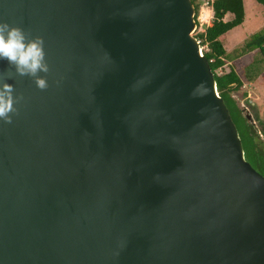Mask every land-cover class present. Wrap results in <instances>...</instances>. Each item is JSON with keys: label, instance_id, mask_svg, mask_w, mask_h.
<instances>
[{"label": "water", "instance_id": "obj_1", "mask_svg": "<svg viewBox=\"0 0 264 264\" xmlns=\"http://www.w3.org/2000/svg\"><path fill=\"white\" fill-rule=\"evenodd\" d=\"M0 21L51 68L41 91L0 60L24 97L0 121V264H264V175L193 0H0Z\"/></svg>", "mask_w": 264, "mask_h": 264}, {"label": "trees", "instance_id": "obj_2", "mask_svg": "<svg viewBox=\"0 0 264 264\" xmlns=\"http://www.w3.org/2000/svg\"><path fill=\"white\" fill-rule=\"evenodd\" d=\"M204 1H209L208 3L213 7L214 17L212 24L204 25V31H199L197 36L201 40L202 46L207 45L209 47L206 56L215 72L218 91L226 101L233 120L238 127L245 147L246 158L264 175V143L261 141L256 126L249 123L248 118L242 112L243 110L232 96L234 91L240 89L243 80L235 65L227 62L228 51L220 39L222 35L244 22V0H193L196 7L198 25L200 7ZM257 1L264 6V0ZM226 16L229 19L226 20ZM255 49H259L264 60V28L259 32L253 33L239 53ZM219 69H221L220 73L218 72Z\"/></svg>", "mask_w": 264, "mask_h": 264}, {"label": "clouds", "instance_id": "obj_3", "mask_svg": "<svg viewBox=\"0 0 264 264\" xmlns=\"http://www.w3.org/2000/svg\"><path fill=\"white\" fill-rule=\"evenodd\" d=\"M204 3L211 6L207 1H204ZM203 24L199 18V25L193 34L197 37L200 44L201 40L198 38L197 33L204 31ZM208 50L209 47L207 45L202 46V51L205 55ZM0 60L6 61L9 68L15 70V75L32 79L37 89L46 91L50 87L48 75L51 72V68L42 36H32L30 32L25 31L20 26L0 21ZM40 73H44V75L41 76L39 75ZM11 78V76L8 77V79ZM59 83L60 81L57 80L56 84L59 85ZM206 94L207 88L202 82L193 89L191 96L196 99L202 98ZM23 99L22 95L16 94L13 84L3 82L0 85V121L6 124L13 123V117L19 114V105ZM256 128L258 129L257 126ZM258 132L262 137V132Z\"/></svg>", "mask_w": 264, "mask_h": 264}, {"label": "rangeland", "instance_id": "obj_4", "mask_svg": "<svg viewBox=\"0 0 264 264\" xmlns=\"http://www.w3.org/2000/svg\"><path fill=\"white\" fill-rule=\"evenodd\" d=\"M244 4L246 9V21L228 31V33L222 37L223 44L225 43V45H227V49L231 51L230 54L234 53L235 50L232 46L238 48L240 43L244 45L254 32L258 30L260 31L264 28L263 4H258L257 0H245ZM206 5V3L201 5L199 18L204 23L203 25H207V23L210 25L212 24L214 16L210 14V12L209 17L203 16L202 12L205 10L208 11V8H210V6L207 5V7ZM231 17L233 18V16ZM225 19H229L228 16H226ZM244 66V60L239 62L238 67L240 68V75L243 78V84L240 89L234 91L232 95L242 108L243 114L246 115L248 111L252 116L249 123L254 126L256 125L258 127V131L262 132L263 137L260 136V138L264 143V61L262 55L259 53L249 66L248 72L249 77H251L250 79L245 73ZM218 72L220 73L221 69H219Z\"/></svg>", "mask_w": 264, "mask_h": 264}, {"label": "crops", "instance_id": "obj_5", "mask_svg": "<svg viewBox=\"0 0 264 264\" xmlns=\"http://www.w3.org/2000/svg\"><path fill=\"white\" fill-rule=\"evenodd\" d=\"M244 2H245V0H244ZM260 2H258V4H259ZM244 9H245V4H244ZM208 11L210 12V14H212L213 16H214V9H213V7L212 6H210V8H208ZM203 13V12H202ZM206 15V14H205ZM246 21V9H245V19H244V22ZM243 22V23H244ZM242 23V24H243ZM207 24H209V23H207ZM263 28V27H262ZM259 31V30H258ZM258 31H256V32H258ZM256 32H254V33H256ZM228 33V32H227ZM226 33V34H227ZM226 34H224V35H222L221 37H220V39H221V41H223L222 40V37L223 36H225ZM224 46L226 47V49H227V45H225V43H224ZM244 45L242 44V43H240L239 44V47L238 48H236L235 46H232L233 48H235V50H234V53H232V54H230V52L231 51H229L228 49H227V51H228V56H227V62L228 63H230V64H234L235 65V68H236V70L238 71V73L240 74V68L238 67V65H239V62H241L242 60H244L245 61V66H244V70H245V73H246V75L248 76V78L250 79L251 77H249V72H248V69H249V66L252 64V61L254 60V58L255 57H257L258 56V54L260 53V51H259V49H255V50H253V51H249V52H242V53H239L241 50H242V47H243ZM239 50V51H238ZM236 52V53H235ZM248 54H252V55H248ZM261 54V53H260ZM263 58V57H262ZM264 61V60H263ZM241 76V75H240ZM242 78V77H241ZM257 79V78H256ZM258 79H260V78H258ZM242 80H243V78H242Z\"/></svg>", "mask_w": 264, "mask_h": 264}, {"label": "flooded vegetation", "instance_id": "obj_6", "mask_svg": "<svg viewBox=\"0 0 264 264\" xmlns=\"http://www.w3.org/2000/svg\"><path fill=\"white\" fill-rule=\"evenodd\" d=\"M233 96V95H232ZM236 100V99H235ZM237 101V100H236ZM237 104H238V102H237ZM239 105V104H238ZM240 107V106H239ZM241 108V107H240ZM242 109V108H241ZM247 110H248V108H247ZM243 112V111H242ZM249 112L247 111V114H246V117L249 119V122L251 121V118H252V116L250 115V117L251 118H249ZM263 137V136H262Z\"/></svg>", "mask_w": 264, "mask_h": 264}, {"label": "bare ground", "instance_id": "obj_7", "mask_svg": "<svg viewBox=\"0 0 264 264\" xmlns=\"http://www.w3.org/2000/svg\"><path fill=\"white\" fill-rule=\"evenodd\" d=\"M206 11V10H205ZM203 11V16L209 17V11ZM206 14V15H205Z\"/></svg>", "mask_w": 264, "mask_h": 264}, {"label": "built area", "instance_id": "obj_8", "mask_svg": "<svg viewBox=\"0 0 264 264\" xmlns=\"http://www.w3.org/2000/svg\"><path fill=\"white\" fill-rule=\"evenodd\" d=\"M208 2H209V1H208ZM208 2H207V3H208Z\"/></svg>", "mask_w": 264, "mask_h": 264}]
</instances>
